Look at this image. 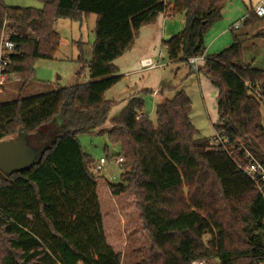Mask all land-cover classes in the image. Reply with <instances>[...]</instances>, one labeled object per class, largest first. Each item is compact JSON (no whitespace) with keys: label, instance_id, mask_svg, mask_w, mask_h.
<instances>
[{"label":"trees","instance_id":"trees-1","mask_svg":"<svg viewBox=\"0 0 264 264\" xmlns=\"http://www.w3.org/2000/svg\"><path fill=\"white\" fill-rule=\"evenodd\" d=\"M40 1L34 9L0 0V33L6 23L15 42L6 73L19 76L24 90L35 80V61L58 51L56 20L82 22L95 14L89 82L0 103V141L23 133L33 148L44 146L33 166L0 170V264H122L124 229L136 226L149 241L137 264L264 262V199L239 167L246 163L241 144L264 164V107L248 88L264 97V69L245 62L240 36L233 30V43L205 56L201 68L219 90L214 128L229 138V153L199 136L182 89L156 106L157 123L138 97L109 120L116 102L105 97L121 79L113 62L143 26L164 12L185 16L183 30L162 45L169 63H188L206 54L205 36L223 19L228 0H175L172 8L164 0ZM252 9L247 24L260 20ZM86 133L119 147L118 183L93 171L95 161L79 141ZM88 190L91 210L82 212L79 198Z\"/></svg>","mask_w":264,"mask_h":264},{"label":"rangeland","instance_id":"rangeland-1","mask_svg":"<svg viewBox=\"0 0 264 264\" xmlns=\"http://www.w3.org/2000/svg\"><path fill=\"white\" fill-rule=\"evenodd\" d=\"M256 2L257 0H228L222 8L223 19L216 23L207 35L216 26L221 31H224L233 21H242L240 29L234 30V32L243 41L242 46L245 62L252 61L255 66L264 69V17H261L257 21H251L249 24L242 19ZM6 3L12 7L19 8L41 9L43 6L40 0H11ZM181 16L183 15L177 17ZM183 17L185 18V16ZM96 21L97 15L95 14L82 22L72 21L70 19L56 20L54 29L60 36L58 51L53 59H38L34 64L35 80L36 82H40V85H37L35 89L29 87L26 91L21 90L22 79L12 74L11 81L9 79L6 80L2 86L3 91L7 90V94L5 93L4 96L0 95V103L14 101L28 95H37L47 91H53L51 88L53 85H56L59 89H63L73 87L77 84L88 83L89 69L86 59H91V48H89V44H92L95 39L94 30ZM232 32L233 30H230L227 34L231 41H233ZM160 51L162 54L159 62L163 64V68H159L161 71V79L164 81L163 83L170 86L163 88V95H173L172 93L178 89L186 90L192 101L191 120L198 130L199 136L213 139L216 135L214 124L219 120V118L217 120V116L219 117V115L217 113L218 100L216 98L219 94L218 88L211 83L206 72L201 69L202 67H199L201 70L198 75V73L191 71L190 66L186 62L169 63L166 56V49L163 45L159 48V53ZM80 55L84 56V61H79ZM158 57L155 60H158ZM203 83H206L207 87ZM144 102L143 113L154 123H157L155 113L157 100L154 101V99L145 95ZM112 110L114 112L116 107L112 108ZM79 141L84 152L90 155L95 163H98L100 158L107 157L108 154L109 159L101 175L112 183H118L122 170L116 162V157L113 156L120 152L119 147L111 145L108 142L107 136L95 133L81 134L79 135ZM106 147H108V151H106ZM91 196V190L84 192L80 196L79 203L82 206L80 211L85 212L87 208L91 210ZM28 220L34 224L37 228L36 231L40 235H45V231L37 224V221L33 219L32 215H28ZM124 231L126 240L122 264H137L142 259L145 248L149 245V241L142 233L140 226H136L133 229L127 227Z\"/></svg>","mask_w":264,"mask_h":264},{"label":"crops","instance_id":"crops-1","mask_svg":"<svg viewBox=\"0 0 264 264\" xmlns=\"http://www.w3.org/2000/svg\"><path fill=\"white\" fill-rule=\"evenodd\" d=\"M4 1L8 2L11 0ZM258 1L259 0H257V2ZM174 4L175 0H168V5H170L171 8L174 6ZM253 6L254 5H252L251 8H253ZM247 15L248 13L245 14L242 19ZM237 22H240V20L233 21L224 31H221V29L217 28L216 26L212 29L213 32L211 31L207 36H205V44L207 46L205 56L209 54L219 53L228 48L233 43V41H231L227 34L230 30H234L233 25ZM184 24L185 18L183 16L171 18L167 12L161 13L158 16L157 21L153 25L143 26L140 29L139 35L137 36L132 48L113 62L114 65L118 68V75L121 77V79L105 94L106 99L116 102L115 106L113 107H116V110L114 111L115 113L113 112V110L111 111L109 120L120 115V113L127 106L128 102L134 97H138L144 100V96L148 95V97L154 99V101L157 100L156 106L160 103H163L166 99H170L173 97L175 91L172 93L173 95H163V88H167L170 86L166 85V83H163L164 81L161 79V71L159 68H163V64L159 62L160 56L162 54L161 51L159 53V48L161 47L163 40H166L171 36L180 33L184 28ZM92 44H89V48H92ZM157 56H159L158 60H155ZM146 59L155 60L159 62V65L154 68H144L142 66V61ZM86 60L87 62L90 61V59ZM247 63L255 66L252 61ZM203 64L204 60L198 62L199 67H202ZM190 69L193 73H197L193 71L191 66ZM12 77L13 75H8L7 80L9 79V81H11ZM39 83L40 82H36V80H34L24 90L26 91V89H29V87H33L35 89L37 85H40ZM203 85L207 87L206 83H203ZM51 88L53 91L59 90L56 85H53ZM184 91L187 93L186 90ZM48 92L52 91H47L44 93ZM5 93L7 94V90L3 91V89H1L0 95L4 96ZM35 95H28L26 97ZM218 118L219 117L217 116V120ZM106 126H109V123Z\"/></svg>","mask_w":264,"mask_h":264},{"label":"built area","instance_id":"built-area-1","mask_svg":"<svg viewBox=\"0 0 264 264\" xmlns=\"http://www.w3.org/2000/svg\"><path fill=\"white\" fill-rule=\"evenodd\" d=\"M168 4V0H164ZM252 12L258 17H264V0H259L253 7ZM248 19V15L243 18L244 21ZM242 21L237 22L233 25V29L237 30L241 27ZM15 54V42L11 39V35L6 29V23L3 25L0 33V92L4 82L7 80L8 74L6 70L11 64L10 57ZM205 60L204 56L191 57L188 59V64L192 67L193 71L200 74V68L198 62ZM159 65V62L151 59H146L142 61V66L144 68H154ZM248 88L252 91L253 95L256 96L262 106L264 107V97L262 96L260 89L253 87L248 84ZM144 116L140 114L138 118ZM213 150L215 151H224L230 152L231 148L229 146L230 140L226 136H221L216 134L212 139ZM241 150L243 152L244 160L246 163L239 161V167L242 169L247 176L254 182L258 191L264 199V164H262L248 149H246L241 144ZM123 158L116 159V162L119 164ZM107 157L100 158L98 163L93 165V171L98 174H103L104 166L107 163ZM192 264H220L218 260L215 259H199L193 262ZM264 264V262L260 263Z\"/></svg>","mask_w":264,"mask_h":264},{"label":"water","instance_id":"water-1","mask_svg":"<svg viewBox=\"0 0 264 264\" xmlns=\"http://www.w3.org/2000/svg\"><path fill=\"white\" fill-rule=\"evenodd\" d=\"M41 148H33L28 144L26 135L21 133L16 137L0 141V170L10 174L15 170L26 169L38 163Z\"/></svg>","mask_w":264,"mask_h":264}]
</instances>
